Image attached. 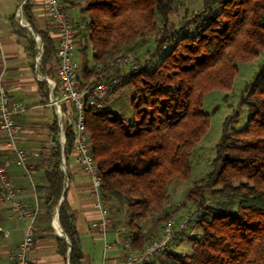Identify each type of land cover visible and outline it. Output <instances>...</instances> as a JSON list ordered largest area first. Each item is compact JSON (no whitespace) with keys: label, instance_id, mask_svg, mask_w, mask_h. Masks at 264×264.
I'll return each mask as SVG.
<instances>
[{"label":"trees","instance_id":"1","mask_svg":"<svg viewBox=\"0 0 264 264\" xmlns=\"http://www.w3.org/2000/svg\"><path fill=\"white\" fill-rule=\"evenodd\" d=\"M79 1L78 17L72 21L74 44L83 60L79 86L117 77L120 84L114 92L127 85L136 93L132 122L106 109L105 100L99 109H86L85 125L102 180L103 205L126 213L125 241L140 251L159 237L179 210L158 217L150 235L141 225L163 211L173 180L191 177L193 149L209 127L203 96L212 90H229L239 63L264 52V0H202L203 10L178 28L168 26L175 0ZM63 2L68 13L76 8L74 0ZM22 8L43 42L39 70L52 77L58 64L56 40L38 28L32 0ZM156 17L163 25L144 64L134 63L127 71L111 67L110 62L138 37L155 31ZM14 19L12 27L27 33ZM28 41L37 52L32 35ZM240 104L248 109L249 119L238 129L237 112L226 118L209 171L187 193L198 230L188 238L191 252L168 249L161 255L162 264H264V66L246 87ZM57 131L55 121L53 132ZM74 145V133L66 128V160L73 155ZM61 156L56 141L50 155L52 168L43 174L41 196L49 220L65 188ZM59 222L71 245L70 264H83L80 235L66 197ZM109 228L118 227L112 221ZM68 247L58 239L64 257Z\"/></svg>","mask_w":264,"mask_h":264},{"label":"crops","instance_id":"2","mask_svg":"<svg viewBox=\"0 0 264 264\" xmlns=\"http://www.w3.org/2000/svg\"><path fill=\"white\" fill-rule=\"evenodd\" d=\"M32 2L38 28L57 40L56 29L48 16L47 0H32ZM21 3L22 0H0V81L13 100L24 101L27 105L26 111L16 117L19 130L17 143L33 155L32 162L37 167V173L29 178L22 168L13 167L10 176L20 201L30 207L36 202L40 204L35 247L30 255L31 264H70L69 247L67 257L61 255L58 250V239L65 240V238L62 235L61 225H57L54 217L56 209L49 220L46 207L41 203L45 187L43 174L52 166L50 155L55 142L58 141L53 126L55 121L59 125V116L52 104L49 84L46 80L37 77L38 74L45 75L37 67L36 61V58L41 56L40 44L33 37L37 52L30 49L28 41L30 37L27 36H31L32 33L26 26L29 23L24 16L23 8L22 23L16 16ZM12 17H15L17 25L27 28L28 32L21 34L20 31L15 30L12 27ZM39 39L42 42L40 36ZM41 81L46 84L43 85ZM0 143L2 144L0 157L11 156L10 151L4 146V136L1 132ZM34 153H40L41 156L37 157ZM65 169L67 177L65 197L80 235L83 264L121 262L125 243L122 230L109 228L106 241L99 236L96 197L92 192L89 177L82 171L74 155L68 160L65 158ZM24 234V220L12 211L7 201L0 202V264H14L15 253ZM65 242L67 243L66 240ZM154 262L152 261V264Z\"/></svg>","mask_w":264,"mask_h":264},{"label":"built area","instance_id":"3","mask_svg":"<svg viewBox=\"0 0 264 264\" xmlns=\"http://www.w3.org/2000/svg\"><path fill=\"white\" fill-rule=\"evenodd\" d=\"M64 0H47V12L50 22L56 29V58L58 90L56 84L47 75L38 74L40 80H46L50 86L52 104L59 116L58 140L61 150L66 143V128H71L75 136L73 155L82 171L89 177L92 192L96 197L95 207L98 211L97 229L99 236L106 241L109 231V211L103 205L100 188L101 176L97 163L93 158L85 125V111L88 108L99 109L104 101L113 93L120 84L117 77L104 82L80 87L78 76L79 62L74 57L75 31L72 20L66 10ZM22 23V10L16 13ZM132 53L123 51L117 58L110 62L113 68H124L130 65ZM37 67L40 65L39 56L36 58ZM27 105L24 101L13 100L3 83L0 81V132L4 136V146L10 151L11 156L0 157V202L7 201L10 208L25 222V234L20 242L14 257V264H31L30 255L35 247L37 232V218L40 213V204L32 207L17 198L16 188L11 180L10 171L13 167L22 168L29 178L36 173V165L32 162L33 155L17 143L18 128L16 117L24 113ZM2 144L0 143V151ZM188 221L168 220L165 223L162 235L152 240L142 250L132 248L130 241H125L124 256L121 262L111 264H147L166 252L176 236L184 231ZM109 247V244L106 243Z\"/></svg>","mask_w":264,"mask_h":264},{"label":"rangeland","instance_id":"4","mask_svg":"<svg viewBox=\"0 0 264 264\" xmlns=\"http://www.w3.org/2000/svg\"><path fill=\"white\" fill-rule=\"evenodd\" d=\"M80 3L81 1L74 0L75 7ZM79 10L80 9L76 7L69 11L68 14L72 21L78 17ZM202 10V0H175L172 12L168 18V26L175 25L178 28ZM155 22L157 25L155 31L138 37L135 42L131 43L130 47L123 50H129L132 53L131 63L125 67L124 70L127 71L134 63L140 65L144 64L149 54L155 50V41L162 28L163 20L160 17H156ZM27 37L29 38L31 36ZM74 56L81 68L83 60L77 44H75ZM91 59L92 57L89 56L90 61ZM263 66L264 52L251 61L239 63L238 72L229 90H212L203 96L202 109L209 116V127L201 141L197 143L193 149L191 156V177L187 180H173L169 186L168 200L165 201L163 211L155 214L153 218L141 222L144 230L150 235L152 231L155 230L152 223L158 217L163 216L167 211L179 208L171 219L176 221L186 220L188 221V225L184 231L176 236L169 248L170 250L180 253L191 252V243L188 238L198 234V230L192 220L194 207L191 203L187 202V193L194 182L204 177L209 171L210 163L215 156V146L221 137L223 124L226 118L237 112L239 118L235 127L238 129H241L249 119V111L246 106L240 104V101L244 96L246 87L254 80ZM51 79H53L57 86L58 79L55 69L52 72ZM135 96L136 93L133 87L127 85L123 86L108 96L104 103L105 108L110 110L113 114L121 116L127 122H132L134 120L133 103ZM55 134L58 135V131L55 132ZM34 155H37V157L41 156L40 153H34ZM50 168H52V166ZM107 207L109 210L110 222L114 221L118 227L116 229H121L122 236H124V233L128 232L126 213L124 211H119L116 207L112 210L109 206ZM54 217L56 218V214ZM160 235H162V230L159 236ZM161 255L152 260L153 262L155 261L153 264H162Z\"/></svg>","mask_w":264,"mask_h":264},{"label":"water","instance_id":"5","mask_svg":"<svg viewBox=\"0 0 264 264\" xmlns=\"http://www.w3.org/2000/svg\"><path fill=\"white\" fill-rule=\"evenodd\" d=\"M26 0H22V3H21V6H20V10H22V7L23 5L25 4ZM26 26L29 28V30L31 31L33 37L38 40V42L40 43V48H41V54L43 53V43L40 41L39 39V36L38 34L32 29V27L29 25V24H26ZM41 59V56L39 57ZM54 139H55V136H54ZM62 160H61V169L63 170V172L65 173V179L67 178L66 177V169H65V157H64V147L62 148ZM65 194H66V188H64L63 192H62V197H61V200L56 208V222H57V225L59 226L60 223H59V208H60V205L65 197ZM62 229V228H61ZM63 231V230H62ZM62 235L63 237L65 238V240L67 241V243L69 244V251H71V245H70V242L66 236V234L64 233V231L62 232ZM69 259H70V256H69Z\"/></svg>","mask_w":264,"mask_h":264},{"label":"bare ground","instance_id":"6","mask_svg":"<svg viewBox=\"0 0 264 264\" xmlns=\"http://www.w3.org/2000/svg\"><path fill=\"white\" fill-rule=\"evenodd\" d=\"M57 227V226H56ZM59 228V227H58Z\"/></svg>","mask_w":264,"mask_h":264}]
</instances>
